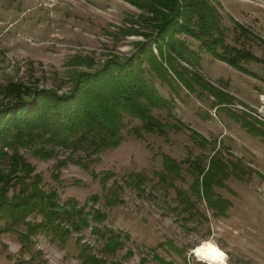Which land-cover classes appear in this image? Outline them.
<instances>
[{
  "label": "rangeland",
  "instance_id": "1",
  "mask_svg": "<svg viewBox=\"0 0 264 264\" xmlns=\"http://www.w3.org/2000/svg\"><path fill=\"white\" fill-rule=\"evenodd\" d=\"M218 1L222 24L227 27L225 41L264 59V43L252 35H239L232 23V19L237 20L264 39V0ZM142 13L125 0H0V106L27 89L68 92L78 72L96 69L109 58L132 55L140 42L148 43L146 36L154 32ZM186 39L193 47L198 44L191 37ZM150 48L156 54L154 44ZM242 64L257 77L202 54L201 74L235 97L232 104H222L215 110L212 97L201 92L200 100L199 91L187 90L175 75L180 88L174 84L178 95H173L143 63L146 77L158 92L167 99L174 98L171 111L211 140L209 144H199L182 129H169L165 136L144 133L141 138L126 136L123 130V141L101 151L95 161L87 160L88 168L79 163L87 158L83 149L71 153L57 148L54 156L40 158L18 146L17 152L33 166L34 175H39L43 190H55L59 202L72 198L78 205L88 201L86 210L90 206L101 209L106 214L101 225L121 231L124 245L114 253L104 251V239L90 226L72 231L66 241L60 242L53 241L47 231L27 230L25 223H20L7 231L0 229V264H81L80 244L105 264H157L153 255L174 264H195L197 256L192 250L206 240L224 251L227 264H264V141L249 134L240 121L230 116H245L243 111H248L264 121V66L254 60ZM10 81L16 84L14 88L7 85ZM153 114L163 121H173L165 109L154 108ZM124 121L127 128L139 124L128 115ZM214 146L224 159L239 156L240 166L247 173L225 179L226 188L214 186L218 195L231 201L220 215L213 214L189 187L195 175L187 161L196 155L207 161ZM4 149L12 158L0 160L1 175L9 171L15 158L11 147ZM163 154L181 162L179 175L161 180ZM92 171L98 176L111 173L106 185L108 190H117L116 204H107L106 196L111 191L101 188ZM135 172L144 176L139 187L130 184ZM19 187L11 186L8 197L19 194ZM177 189L191 198L193 215L183 210ZM93 194L99 196L98 201H91ZM41 218L35 212L27 219L35 223ZM6 225L0 223V227ZM124 233L129 234L128 239ZM17 244L19 252L13 254L9 247Z\"/></svg>",
  "mask_w": 264,
  "mask_h": 264
},
{
  "label": "trees",
  "instance_id": "2",
  "mask_svg": "<svg viewBox=\"0 0 264 264\" xmlns=\"http://www.w3.org/2000/svg\"><path fill=\"white\" fill-rule=\"evenodd\" d=\"M125 1L143 10L151 28H154L152 36H146L148 43L145 40L140 42L132 55L109 58L96 69L78 72L68 92L58 93L53 88L27 89L13 101L0 106V160L9 155L4 149L6 147L13 149L15 157L10 162L9 171L0 174V223L7 224L0 227L1 230L7 231L12 225L25 223L27 230L47 231L53 241L64 242L72 231L78 232L90 226L93 233L104 239L103 250L114 253L124 245L122 232L101 225L106 214L94 206L86 210L88 201L82 205L72 198L59 202L55 190L47 192L39 186V175H34L33 166L24 160L16 148L29 149L40 158L54 156L57 148L69 149L71 153L83 149L87 158L78 160H81L79 163L84 168H88L87 160L95 161L104 149L117 147L125 135L135 138H141L144 133L165 136L169 129H182L188 131L199 144H209L211 140L171 111L174 98L167 99L158 92L146 77L143 63L146 62L150 72L167 84L173 95H178L177 86L174 85H178L175 75L187 90L199 91L200 100L201 92L212 97L211 104L216 107L215 110L222 104H232L235 97L226 88L220 89L201 74L199 66L203 53L253 77L257 75L244 68L242 63L254 60L264 66V59L252 54L249 49L225 41L227 27L222 24L218 0ZM232 21L239 35H252L264 43V39L248 26L234 19ZM186 37L193 38L198 43L196 47ZM151 43L156 48V54L150 48ZM7 85L16 86L12 81ZM20 91L17 90L18 94ZM154 108L165 109L173 121L161 120L153 114ZM243 112L245 116L234 113H230V116L234 121H240L249 134L257 135L264 141V121L252 112ZM125 115L137 119L139 124L127 128ZM123 130L126 131L125 135ZM215 146L207 161L196 155L187 163L195 175L189 185L191 192L202 198L213 214L220 215L227 211L231 201L218 195L214 186L226 188L225 179L231 175L239 178L242 176L240 172L246 168L240 166L239 156L233 154V158L224 159ZM162 165L163 172L159 173L161 180L180 174L181 162L167 154L162 155ZM248 170L253 171L251 168ZM91 174L98 178L103 190L107 189L106 181L111 173L103 172L98 176L92 171ZM133 175L130 184L141 186L144 176L139 172ZM17 185L20 186L19 194L8 197V189ZM107 191H111L106 196L107 204H116L119 199L117 190L109 188ZM177 194L184 205L183 210L193 215L191 198L180 189H177ZM90 199L96 202L99 196L93 194ZM35 212L41 214L40 222L33 223L27 219ZM123 237L128 239L129 234L124 233ZM167 243L175 248L170 242ZM80 248L81 264H105L102 259L90 254L86 245L80 244ZM153 257L157 259V264H174L157 255ZM111 264L119 263L113 261Z\"/></svg>",
  "mask_w": 264,
  "mask_h": 264
},
{
  "label": "clouds",
  "instance_id": "3",
  "mask_svg": "<svg viewBox=\"0 0 264 264\" xmlns=\"http://www.w3.org/2000/svg\"><path fill=\"white\" fill-rule=\"evenodd\" d=\"M205 244H211L212 247H215L217 249V251H220L221 252V256H222V259L220 260H209L208 258H201L200 256H197V261H198V264H227V255L225 253L222 252V250H220L218 248V246L213 242V241H206L204 242ZM204 245L201 244V245H198V247H203ZM19 249H20V245H10L9 247V251L12 252L13 254H16L19 252ZM193 255H196L195 251L193 250Z\"/></svg>",
  "mask_w": 264,
  "mask_h": 264
},
{
  "label": "bare ground",
  "instance_id": "4",
  "mask_svg": "<svg viewBox=\"0 0 264 264\" xmlns=\"http://www.w3.org/2000/svg\"><path fill=\"white\" fill-rule=\"evenodd\" d=\"M206 241H209V240H206ZM206 241H203L199 244V245L203 244L204 245L203 247H198L197 245L193 248V250L196 253L195 256H200L201 258H208L210 261L222 259L221 252L217 251V249L215 247H212L211 244H205L204 242ZM193 250H192V253H193ZM222 252L224 253V251Z\"/></svg>",
  "mask_w": 264,
  "mask_h": 264
}]
</instances>
